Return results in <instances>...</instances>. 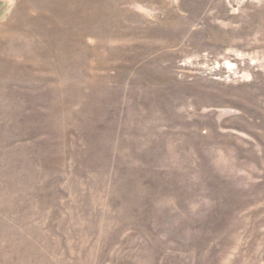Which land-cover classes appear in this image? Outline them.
<instances>
[{"label": "rangeland", "instance_id": "374dc122", "mask_svg": "<svg viewBox=\"0 0 264 264\" xmlns=\"http://www.w3.org/2000/svg\"><path fill=\"white\" fill-rule=\"evenodd\" d=\"M0 264H264V0H0Z\"/></svg>", "mask_w": 264, "mask_h": 264}]
</instances>
